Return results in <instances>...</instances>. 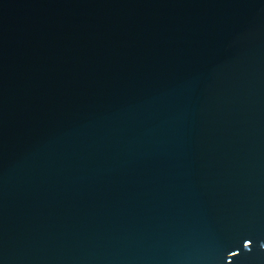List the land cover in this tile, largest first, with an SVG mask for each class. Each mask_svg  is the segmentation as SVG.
Instances as JSON below:
<instances>
[{"label": "water", "instance_id": "95a60500", "mask_svg": "<svg viewBox=\"0 0 264 264\" xmlns=\"http://www.w3.org/2000/svg\"><path fill=\"white\" fill-rule=\"evenodd\" d=\"M0 264H264V0H0Z\"/></svg>", "mask_w": 264, "mask_h": 264}]
</instances>
